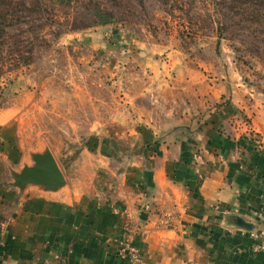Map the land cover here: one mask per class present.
Segmentation results:
<instances>
[{"label":"crops","instance_id":"0c3cea01","mask_svg":"<svg viewBox=\"0 0 264 264\" xmlns=\"http://www.w3.org/2000/svg\"><path fill=\"white\" fill-rule=\"evenodd\" d=\"M102 38L88 45L114 51ZM181 67L180 79L166 73L159 84L181 95L156 91L152 110L133 109L131 122L107 130L115 151L106 145L83 174L64 168L57 190L16 185L32 164L6 154L15 111L0 110V264H264L250 233L264 228V97ZM127 236L136 263L118 253Z\"/></svg>","mask_w":264,"mask_h":264},{"label":"rangeland","instance_id":"374dc122","mask_svg":"<svg viewBox=\"0 0 264 264\" xmlns=\"http://www.w3.org/2000/svg\"><path fill=\"white\" fill-rule=\"evenodd\" d=\"M0 12V110L15 111L4 134L13 160L33 165L51 150L62 171H91L86 161L116 149L110 127L152 110L156 91L181 95L159 84L185 75V63L203 78L223 75L241 97H264V0H0ZM96 35L114 51L90 48Z\"/></svg>","mask_w":264,"mask_h":264},{"label":"water","instance_id":"95a60500","mask_svg":"<svg viewBox=\"0 0 264 264\" xmlns=\"http://www.w3.org/2000/svg\"><path fill=\"white\" fill-rule=\"evenodd\" d=\"M34 164L25 166L15 173V183L20 187L37 184L50 190H57L66 184L65 175L51 150L33 154Z\"/></svg>","mask_w":264,"mask_h":264},{"label":"built area","instance_id":"2783aa9c","mask_svg":"<svg viewBox=\"0 0 264 264\" xmlns=\"http://www.w3.org/2000/svg\"><path fill=\"white\" fill-rule=\"evenodd\" d=\"M1 228L2 230H5L6 223H2ZM250 233L254 241L253 251L255 253L263 251L264 250V228L252 229ZM118 253L121 257L127 260H130L133 263H136L141 259V251L139 247L133 242V239L130 238V236H127L126 240H124L121 243Z\"/></svg>","mask_w":264,"mask_h":264},{"label":"trees","instance_id":"16d2710c","mask_svg":"<svg viewBox=\"0 0 264 264\" xmlns=\"http://www.w3.org/2000/svg\"><path fill=\"white\" fill-rule=\"evenodd\" d=\"M5 20H7L4 15L0 12V44H3L4 43V37H5V33H6V29H5V25H6V22ZM17 54L20 55V58H25L21 52H18Z\"/></svg>","mask_w":264,"mask_h":264}]
</instances>
